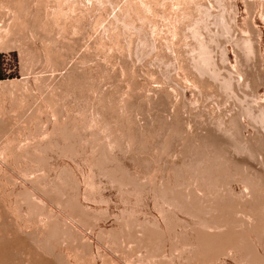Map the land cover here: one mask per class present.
<instances>
[{
    "label": "rangeland",
    "instance_id": "rangeland-1",
    "mask_svg": "<svg viewBox=\"0 0 264 264\" xmlns=\"http://www.w3.org/2000/svg\"><path fill=\"white\" fill-rule=\"evenodd\" d=\"M17 1H19V2H17ZM127 1H129V0H115V1L114 0H108V2L110 4L105 2L107 4H101L100 3V5H98L99 3H97L96 0H95V4H94L93 0L92 1L91 0H85V3L83 2V5L82 4L79 5V6H82L83 8L79 7L80 8V10H79V8L77 7L78 9L76 8L77 10H75V12L72 13V11L67 10L69 8L70 1H69V3H62L59 5V2H57V0H52V1L51 0H25V1L24 0H22V1L21 0H10V1L9 0H0V8H1L0 9V24H2L3 22H6V23L14 22L13 18L16 14V9L18 10V8H20L18 10L19 11L18 15H20L22 17L21 19H24L25 21L29 22V21H32V19H30V18H33L35 16L36 18H34L33 21H36V19H37V21L39 20L38 23H37V21L31 22L32 25L34 24L33 25V31L35 33H37L35 35L34 32H32L30 29L27 28L26 24L24 23L25 21L24 20L21 21V19H20L19 22H17L18 24H16L17 26L15 25L16 26V28H14L15 29V32H14L15 35L13 34L11 37L12 42L10 43V48L9 49H0V122H1L0 123V125H1L0 126V128H1L0 132L5 133L4 139L0 140L1 141L0 142V254H1L0 255V261H1L0 264L2 262H3L2 264H4L5 260L9 263L12 262L11 264H30L29 262H31V261L37 262V263L31 262V264H40V263L44 264V262H45V264H48L49 261L47 259L50 260V262H49L50 264H87L88 262H90V264L92 262V264H93L94 260H95V264H103V262H104V264H138L139 263L138 259L135 256H134V258L132 256H129L128 252L130 250L129 249L127 250L126 247L123 248L122 244H119V243H121V238H120L119 234H121V232H122L120 229L122 228L121 225H122L123 220L125 218H126V220L128 219L127 221L130 220V221H134V222H138V221L141 222V221L147 220L148 223L150 222L149 226H151L153 223L160 222V220H162L160 217V213L156 210V208L153 204L154 200L152 199V195L150 193L149 194H148V192H144V193L141 192V194L135 193V194H137L136 197H135V194L132 193L133 194V196H132L131 193H126L124 191H121L119 186L113 185V183H111L108 180V178L98 176V175L92 176V174L90 172V168H89V160L90 159H89L88 154L85 153L86 150L84 148L86 146V144H85L86 139L88 137L90 138V136H88L87 134H89V131L92 130L90 132V134L96 133L97 135H100L99 137H102L103 134L101 135V133H103V132L100 130V128H98V131L96 130L97 128H93V129L91 128L87 132V130L89 128L88 127V128H86L87 130H85V128H83V130H85V133H84V131H82V129H80L81 132L84 133V135H83V133L82 134L79 133L80 131H79V129L76 128V126L79 123H82L83 120L89 122V124H90V119H91V117H90L91 116L90 106L92 107L91 103H94V102H91V101H94V99H95L94 93H91L90 89H89V92L87 90L90 87V86H88V84L90 85V78L89 77L91 76V74L95 79L94 80L95 83H97V85L98 84L102 85V86L99 85L100 90L104 93L105 92L108 93V94L105 93L106 96L108 95L106 97V99L109 102H111V100H112L111 104L108 102L112 107L109 106V104H107V103L105 104L104 113H105V115H108L106 117H109V118L111 117V119L115 117L114 119H112V122H114L113 120H116L114 123L116 124V127L119 125L118 130L123 129L124 132L116 130V131H118V133L116 132L118 135L117 134L116 135L117 136L120 135L119 138H121L119 140L120 141L122 140L123 135H121V134H124V133H125L124 135L127 136L126 138H129L128 136L130 135V133H133L130 136L137 137L136 134H138L139 130H142L143 132H147L148 136L146 135V133L144 134L141 131L139 132V135H138L139 138L142 135L144 136V137L142 136V139H143L141 142L142 146H141V144H138V146H137L138 147L137 150L138 151L140 150V151H139V153L137 152L136 154H138L139 156L141 154L140 158L137 157L138 155L136 156V154H134L135 155L134 156L130 153H126L123 151L125 153L124 154L122 152V150L120 148H118L119 145H117V146L112 147V148L117 147L114 149L116 151V153H118V155H119V156L116 155L119 157V159H117L118 157L115 156L116 153L115 154L113 153L115 151H112L113 150L112 148L110 149L112 151V154H114V157L116 158V160H120L117 162H121V164H122L123 163L122 161L124 160L123 165L126 164L125 168L126 167L130 168V169L129 168H126V169H129V171L130 170L132 171V172L130 171L131 175H133L132 173L135 170H136V173L140 171V173H137V175L135 173V175L138 176L139 178L145 177L146 174L150 173V172H151V174H149V175L151 178H154L155 175H157V174H158V176H156V177L160 178L162 175H164V173H162V172H164L163 171L164 166L166 164H168V163H166L167 159H168V162L170 160H171L170 162H172V160L174 159L172 157H169V155H167V148L169 145L167 143H165L164 140H163V142H161V143H163V145L162 144L160 145V147L161 146L163 147V150H162V148H160L161 149L160 151H162V152H160L158 149H155V140H157L159 138V136L157 137V134H155V131L158 130L157 133H158V135H160L161 128H158V127L164 126V123L166 120L169 119V121H171V120L176 121V122L178 121L177 126L178 125L180 126L179 129L188 130V128L190 126L191 129L189 128V130L192 131L193 133H195V135L199 136V134H201V132L203 133L204 131H206L205 129H208V130L216 129V126H217L216 122L218 124V122L222 118H223V120H224V117L227 118L230 114L233 113V111L235 112L236 110H238L242 106V104H245L246 102H247L246 104H248L249 102L252 101V98H251L252 96H251V92H250L251 90L247 84L241 83L240 86L237 84L236 87H234V89H233L235 93L232 91H226V93L224 91H221V90L217 91L216 87L214 88V86L213 87L210 86L211 89L213 88L212 90L210 88H205L204 90L199 92L200 94L198 92H197L198 94H195V92L191 91L190 89H187L185 91V93L182 94L183 92L182 93L180 92L178 86L174 82V78L166 81L165 75L167 74L168 71L171 70L170 72H172V74L175 73V76L178 77L177 79L180 78L182 80L183 86H185V83H186L185 75L182 72H176L175 71L176 68H173L175 66V64L178 62L177 61L178 59L175 58V56L177 57V52L180 50V48H179L177 43L175 44L176 40H173L174 38L171 37L172 35L170 34L169 29H168L169 26L167 25V23L164 19V16L165 17L168 16L170 18H173L174 16L176 17V15L180 16L181 11H180L179 7H181V6L179 5V2H180L179 0H157V2H159V3H157L158 8L155 7L156 0H145L146 2L149 1V3H152L153 5L155 4L154 9H153L154 11L153 10L151 11V15H153L154 18L159 20L157 23L158 27H156L157 29L155 30L157 34L154 33V35H153V39H155V43H156L155 48L145 49L143 47H140L139 44H137V42L139 40H136L137 39L136 36H134V37L132 36L133 37L132 38L131 35L129 36L130 38L126 37V39H123V41H122L123 44H125V45L127 44L126 46L123 45L122 43H120V47H118L119 45L118 46L116 45V47L111 46L112 43H114V42H112V43L108 42V40L110 41V39H109V36L107 37V34H108L107 30L105 29L106 30L105 32L107 34H105V32H103L104 28H107L106 25H108V26L111 25V23H110V22H112L111 20L114 19L115 15H118L117 12L119 13L121 7H123V5L126 4ZM142 1H144V0H142ZM202 1L203 0H201V1L198 0L197 2H202ZM214 1L215 0H212V2H214ZM226 1H228V0H226ZM47 2H48V4H47ZM229 2L233 3V5H235L234 12L232 11V9L231 10L228 9V11H227V12H229L228 18L231 19V21H230V23H231L230 33H228L224 36H221V39L219 38L220 40L214 45L213 48L215 49V51H213V54H215L214 56L217 57V58L214 57V59L216 60V62L218 64L220 63L219 66H222V63L219 60L221 58L222 51L226 49V52H228L227 53L228 54V64L231 65V67L235 66V64H237L236 60L237 61L240 60L242 57V53H243V51L241 49H238V46L236 45L237 39L239 40V38H242V37L243 38H246V37L251 38L252 37L251 39L255 40V38H254L255 37L254 30H255V32L257 34L260 32L259 34L261 36L260 37L261 40L259 41V44L257 45L256 54H254V55L252 54V56L250 55V59H249L250 61H248V63H250V62L251 63L250 64L247 63V64H248V66L251 65L253 67L252 64L256 63L254 65H256V67L259 66V69L261 67V69H262L261 71H264V20L261 19L262 18L261 17V11L262 10L260 8V0H254V2L256 4V10H255V13L253 15L252 20L250 19V13L247 9V5H246L245 0H233V2H232V0H229ZM23 3H25V4L27 3L28 6L30 5V7L28 8V9L31 8L29 10V12L31 10L33 11L35 9L32 13L35 12L37 15L35 13L32 14V16L29 15V12L27 9L28 6L23 4ZM45 3H46V5H45ZM71 3H72V1H71ZM160 3H161V5H159ZM216 3L217 2L213 3L214 4L213 8L216 12H218L217 11L218 9L222 10V8H221L222 5H220V7H219L218 6L219 4L218 3L216 4ZM65 4L66 5L68 4V5L66 6ZM96 4H97V7L95 6ZM14 5H15V7H14ZM61 5H63V6H61ZM215 5H217V6H215ZM12 6H13V8H12ZM46 6H47V9H46ZM177 6H179V7H177ZM25 7H26V9L24 11ZM49 7L51 10L53 9L55 12L61 11L62 9L68 11V13H67V11H63V12L67 13V15L63 14V16H65V17L67 16L68 19H67V17L66 18L60 17L61 18L60 21H62V18L64 20V21H62V23L60 22L61 25L64 24L68 27L69 26L71 27L72 25L70 22L74 23L75 19L77 21L78 18L79 19L81 18L82 21H80V22L78 21L77 23H74V25L79 23V26L81 24V26L83 28L75 25V26L80 28V29L77 28L78 31L75 30L77 32H75V31L73 32L72 28L69 31L70 27L69 28L66 27L64 29V31H61L60 29L57 30L56 27L53 30L54 26H52L50 24L48 25V23L46 22L47 20L45 18V14H47V12L49 11ZM55 7L57 10L54 9ZM22 8H23V10L21 11ZM98 8H100V9H98ZM13 9L15 12L13 11ZM82 10H84V11H82ZM195 10H196V7H195ZM195 10H194V6H193V11L195 13V14L193 13V15H194V17H197L199 14L197 13L198 11H195ZM20 11H21V13H20ZM91 11H93V12H91ZM51 12L52 11H49L48 13H51ZM70 12H71V15H70ZM24 13L27 15H25ZM38 13L41 14L40 17H39ZM82 13H84V15ZM87 13H89V14H87ZM158 13H159V16H158ZM196 14H198V15H196ZM27 16H28V18H27ZM69 16L72 19H74V21L71 20V18ZM161 16H162V18H161ZM84 17H85V19H84ZM38 18H40V19H38ZM100 18L101 19L103 18L105 22L103 21V19L100 20ZM42 19H43V22L45 20V23H43V24L41 23ZM163 19H164V21H163ZM98 20H99V22H98ZM107 20L108 21L110 20V21L108 22ZM249 21L252 22L253 29L250 27ZM63 22H65V23H63ZM96 22L97 23L101 22V24L97 25ZM107 22H108V24H106ZM69 23H70V25H69ZM82 23H84V24H82ZM164 23H166V24H164ZM19 24L22 25L21 27H23L25 29L22 30ZM44 24H45V26H44ZM84 25L85 26L87 25V27L85 28ZM95 25H97V26H95ZM164 25H165V27H164ZM213 25H212L213 28H211L213 33L214 32L217 33L218 31H221L220 30L221 28L219 26L218 27L220 29L216 25L215 26H213ZM41 26H42V28H41ZM48 26H52L51 28L49 27L51 32L49 31ZM100 26L103 29H101ZM35 27H36V29H35ZM37 27L41 28V30L39 28L38 29L42 32H39ZM46 27H47V30L45 29ZM214 27L218 28L219 30L218 29L213 30ZM165 28L167 30H165ZM17 30H19L20 32ZM25 30H26V32H25ZM27 30L31 31V32H27ZM37 30L40 34L37 32ZM59 30L61 32H58ZM82 30H83V32H82ZM55 31H56V33H55ZM65 31H67L68 33ZM49 32H50V34H49ZM57 32L59 34H57ZM165 32H166V34H165ZM28 33H33V35L31 36V34L29 35ZM102 33H103V35H102ZM56 34L58 36H56ZM168 34L171 37V39H168V38H170L168 36ZM20 35H21V37H20ZM45 35H47V36H45ZM103 36L105 38L107 37L108 40L106 38V40H107L106 41ZM100 39H103L104 42L105 41L108 42V44H106L107 47H106V45L104 47L102 46L103 48H101V46L99 47ZM164 39L169 43L168 45L171 46V48H169L170 50L168 48H165L166 47L165 45L167 42ZM170 40H173V41L170 42ZM129 41H131V42H129ZM47 42H49V43H47ZM162 42L165 43V45ZM172 42H174V43L172 44ZM138 43H140V42H138ZM170 43H171V45H170ZM11 44H12V46H11ZM134 45H135V47H134ZM137 45L140 48H138ZM173 45H175L174 46L175 48L172 47ZM121 46H123V47H121ZM182 48L183 49H181L180 51H183V52L188 51V49L186 50L184 47H182ZM174 49H176V50H174ZM49 50L51 51L53 58L49 54L50 53ZM143 50H144V52H143ZM238 50L239 51L241 50L240 51L241 55H239L240 53ZM47 51L49 53H47ZM44 54H47L50 57L47 58L46 57L47 55L44 56ZM155 54L158 57L160 55V57L159 58L156 57ZM41 55H42V57H41ZM161 55L164 57L163 59L161 58ZM37 56L39 58H42V59L39 60V58ZM44 57H46V58H44ZM49 58H51L52 60ZM217 59H218V61H217ZM172 60H173V62H172ZM174 60H176V61L174 62ZM168 63L173 64L174 66H172ZM258 63L260 65H257ZM169 65L171 66V68ZM75 66H78L77 73L75 72V75L77 74L78 76H80L79 79H81V81L79 79H77L79 88H77V87L75 88V87L70 86V85H73L72 82L75 81V78L71 77L69 75V73L70 74L73 73V72L71 73V69H73L71 67H75ZM55 67H57V68H55ZM248 68H250V66ZM93 69H95V70H93ZM165 69L166 70L168 69V71H166ZM251 69H255V68H251ZM67 70H69L68 71L69 73H67ZM78 70H79V72H78ZM89 70H90V72H89ZM92 71L95 72V74H93ZM80 72H84V75H83V73L81 74ZM222 72L225 73V71L223 69H222ZM101 73H102V75H101ZM65 74H68L70 77L68 75H65ZM87 75H88V77H87ZM161 75L163 76V78ZM63 76H65V77H63ZM67 76H68V78H67ZM72 76H74V75L72 74ZM95 76H97V77L95 78ZM159 76H161V78ZM70 78H72L74 81H72V79H70ZM86 78L88 79L89 83H88V81L86 82ZM97 78H99V79H97ZM63 79L64 80L67 79L66 80L67 82L64 81ZM69 79L71 81H68ZM163 79H164V81H163ZM59 80L63 81V85H62V81H59ZM96 80L98 82H96ZM7 81L8 82L11 81V83L10 82L8 83ZM12 81H14V82H12ZM171 81H173V82H171ZM68 82H71V83L69 84ZM167 82H169V84ZM56 83H57L58 89L56 88ZM67 83H68V85H66ZM86 83H88V84H86ZM172 83L173 84L175 83V84L173 85ZM58 84H59V86L61 84L60 88H59ZM81 84L84 87L81 86ZM175 85L177 86V89H176ZM67 86H69V89L67 90L68 92L66 91ZM81 87H83V88H81ZM239 87L241 90L242 89L243 90L241 91L239 89ZM61 88L64 89L63 92H61L62 91ZM164 88L167 91L166 90L164 91ZM56 89L58 92H56ZM80 89H81V92L84 91V89H85V91L82 93H79ZM53 90H54V93H53ZM59 90L61 92V95H60ZM70 90H71V93H70ZM72 90H73V92H72ZM86 90H87V92H86ZM259 91H258V95L260 94V97L264 98V88L263 87L259 88ZM218 92H220V93H218ZM229 92H232L235 95L232 93H229ZM55 93H58V95ZM67 93H68V95H67ZM73 93H74V95H73ZM76 93H78V95ZM165 94H166V98L164 99ZM248 94H250V95H248ZM65 95H66V97L64 99L63 97ZM69 95H70V97H68ZM230 95H231V97H229ZM60 96H62V97L60 98ZM76 96L78 97V99L76 98ZM115 96L118 98H116ZM160 96L163 99H161ZM206 96H208V97H206ZM48 97L49 98L51 97V101H50V99H47ZM52 97H54V98H52ZM93 97H94V99H93ZM122 97L128 99L129 101H131L133 99L131 103H134V104H132L133 105L132 111H134V112H131V115L128 114V116H127V114L120 112V110H118V107H116V109H115V107L113 106V104H116V102H117L116 100H119V98H122ZM57 98H59V100ZM243 98H244V100H242ZM87 99H89L90 102H88L89 100L87 101ZM147 99H149V100H147ZM239 99L241 100L240 102H238ZM245 99H246V101H245ZM52 100H53V102H52ZM145 100H147V101H145ZM153 100L154 101L156 100L155 102H157L156 103L157 105L154 104L156 106H153V104L151 102ZM54 101L57 103H55ZM113 101H115V102H113ZM164 101H166L165 102L166 104L164 103ZM95 102H96V100H95ZM119 102H120V100H119ZM41 105L45 106V108L42 106L43 109H41ZM39 106H40V108H39ZM108 106H109V109H108ZM115 106H117V105H115ZM237 106H239V107H237ZM88 108L90 110V114H89ZM106 109H108V110L106 111ZM41 110H43V111H41ZM59 110H63V111H61L62 113H60ZM86 110H87L88 114H87V112L85 114L83 113ZM110 110H111V112H110ZM112 110H114L113 116L111 114H109V113H112ZM116 110L120 112V115L118 114L119 112H116ZM38 111H39V113H38ZM106 112H108V113H106ZM55 113H57V114H55ZM135 113H136V115H135ZM47 114H48V116H47ZM59 114L61 115V117ZM82 115L83 116L89 115V118L87 117L88 120L86 118L82 119V117H83ZM109 115H111V116H109ZM117 115H119V118H117L118 117ZM122 115H123V119H122ZM130 116H132L133 118H131ZM128 117L132 120L131 122L128 121V120H130V119H128ZM193 117H194V119H193ZM29 118H30V120H29ZM61 118H62V120H61ZM68 118H69V122L73 118L74 119L78 118L77 120L81 119L80 120L81 122L76 120L78 122L77 123L73 119V121H71L73 123V125H72L71 122H70L71 124H69ZM109 118H107V120ZM126 118H127V120H126ZM134 119H135V123H134ZM161 119H162V121H161ZM185 119H187V120H185ZM218 119H220V120H218ZM55 120H57V122H60V120L61 121L66 120L65 121V122H67L66 124L69 126L71 125V127L69 128L71 131L70 134L71 135L74 134L75 137L77 136L76 139L78 138V141H77L75 139V137H72L75 140L74 142H72V144L77 142V144L79 146L80 145H83V146H80L81 147L80 148L77 144H75L76 146L73 144V146H74V147L72 146L73 152L71 150H68L69 152L67 150H65L64 152H61V150L56 149V147L53 148V150H52V146L51 147H44L43 146L44 147V149H43L42 144L47 143L48 140L46 138L51 137L50 135L52 134L51 132L53 131L52 128H54L53 125L56 123ZM149 121H151L153 123H151ZM75 122L77 125L75 124ZM116 122H120V123H116ZM125 122H128V123H125ZM186 122L188 124H186ZM195 122L198 124H196ZM109 123H111V122H109ZM114 123H111V126L113 125V128H115ZM130 123H131V125H130ZM136 123L138 125H140V128L138 125L134 126V125H136ZM146 124H147V126H145ZM207 124H208V126H207ZM245 124H247V125H245V129L243 130V134L245 137H247L248 135H251L254 133L253 132L254 129L252 126L250 128V125H248L249 124L248 122H245ZM74 125H76V126H74ZM120 125H122L121 128H120ZM126 125H127V127H126ZM72 126H74V129H76L79 132L73 130ZM149 126H151V127H149ZM154 126H155V128H154ZM213 126H214V128H213ZM246 126H247V128H246ZM125 127H126V129H125ZM136 127H138V128H136ZM146 127L149 129L145 130ZM152 127L155 130L152 129ZM12 128H13V130H12ZM134 128H136V129H134ZM137 129H139V130H137ZM148 130H153V134H152V131H150V133H148L149 132ZM73 131H75V132H73ZM126 131H127V133H126ZM120 132H122V133H120ZM47 134H48V137H46ZM140 134H141V136H140ZM81 135H83L84 137ZM85 135H87L88 137L86 138ZM79 136H80V138L83 137L86 139H84L83 142L79 141L80 140ZM145 136H147V137H145ZM150 136H153V137H150ZM144 138H146L145 140H149V138H150V142L148 141V143L146 144V142H147L146 141L145 144H143ZM151 138H153V140H151ZM157 141H156V143H157ZM40 142H42V143H40ZM79 142H81L82 144L81 143L79 144ZM151 144H152V146L154 144L153 148H150V147H152ZM27 145H29V146H27ZM36 145H37V147H34ZM38 145H40L39 146L40 149L38 148ZM149 145H150V147H149ZM165 145H167L166 148H165ZM22 146H24V147H22ZM142 147H143V149H142ZM77 148H79L80 150ZM145 148L147 149L148 154H145L146 153ZM148 148H150L149 151H148ZM27 149H28V151H27ZM34 149H35V151H34ZM41 149H43V150H41ZM48 149H50V150H48ZM69 149H71V148H69ZM118 149L121 152H119ZM154 149H155V151L157 150V152H155ZM21 151H23V152H21ZM81 151H83V156L81 154L82 153ZM151 151H153L152 153L154 155L156 154V156L150 155V154H152ZM41 152H43V154ZM70 152H72V153H70ZM158 152L160 154H162V156ZM21 153H22V155H24V157L21 155ZM78 153H79V155H78ZM142 153L145 155H143ZM260 153L262 155H260ZM260 153H257L255 158L250 157L251 158L250 159V158H247L245 156L244 157L242 156L240 159H242V160L245 159L246 163L250 162V165L253 166L252 168H254L258 171L261 168L264 169V163H263L264 161L262 160V159H264V157H263L264 152H260ZM8 154H10L11 156ZM75 154H76V156H75ZM121 154L125 157L124 159L122 158L123 156H121ZM163 154H166V155L163 156ZM39 156L40 157L43 156V157H41L39 159ZM120 156H121V158H120ZM145 156H147L146 159H148L149 162L142 163V161L146 162ZM132 157L135 158V160L137 158H139L140 162H138V164H137V161H138V159H137L136 164H135L134 163L135 160H131ZM141 157H143V158H141ZM148 157H150V158H148ZM157 157L161 160H159ZM43 158L45 159L44 161H43ZM83 158H85V159H83ZM246 158L248 161L246 160ZM155 159H157V160H155ZM164 159H165V162H164ZM86 160H88V161H86ZM250 160L252 161V164H251ZM150 161L155 162L156 165ZM159 161H161L162 163H160ZM41 162H42V164H41ZM139 163H140V168H139ZM151 163L153 164V166L154 165L157 166L158 170L156 167H153L154 168L153 169L151 166V168H150L149 165H152ZM145 164H146V166H145ZM161 164H164L163 167L162 166L158 167ZM45 167H46V169H45ZM146 167H148V171L150 169L149 172H147ZM22 169H23V171H22ZM144 171H146L147 173H145ZM157 171L160 173H157ZM65 172H67V173H65ZM69 172H72V173L69 174ZM141 174H143V175H141ZM135 175H133V176H135ZM149 175L147 174V176H149ZM91 176H92V180H91ZM87 177H89V178H87ZM70 178H71V180H70ZM72 178H73V180H72ZM93 178H95V180ZM74 179H75V182H74ZM43 180L46 182V185H44L45 182ZM66 180H68L69 182H73V183H69ZM58 181L60 182L59 184H58ZM76 181H77V183H76ZM89 181H91V182L89 183ZM93 181H96V182H93ZM55 182H57V183L55 184ZM40 183L43 185H40ZM49 183L51 185L52 184L53 185L51 187H49L50 186ZM63 183H65L67 187L64 186L65 184H63ZM69 184H71V185H69ZM77 184H78V186H77ZM100 184H101V186H100ZM54 185L59 187V188H57V191L52 192L51 190H52V188L55 187ZM58 185H60V186H58ZM39 186H42V189L46 190V195L49 199L48 204L51 203V204L47 205V210L45 209L46 211H41L40 206H39L37 200L35 199V197L37 195L39 196L42 193H45V190H41V187H39ZM44 186H46V187H44ZM47 187L50 189H48ZM25 188H27V190ZM234 189L236 190V193H240L244 189V186H243V184L237 183L234 185ZM119 190H120V192H119ZM23 191H24V194H23ZM29 192H30V195L33 194V196H34V197H32V199L26 198L27 195H29ZM39 192H41V194H39ZM48 192H50V193H48ZM57 193L64 194L63 198H65V199L69 198L70 205L66 210L67 212H64L65 210L62 212L59 208H56L57 205L55 204V202L57 201V199L61 198V196L56 195ZM51 194H52V196H51ZM72 194H74V195H72ZM85 194H87L88 197ZM138 194H139V197L141 199L139 197H137ZM142 195L144 196V199L142 198L143 197ZM79 196H80V198H79ZM23 197H24V199H22ZM50 197H52V198H50ZM54 197H55V200H53ZM34 199H35V201H34ZM72 199H73V201H71ZM23 200H24V202H23ZM51 200L53 203L51 202ZM102 200H103V203H102ZM74 201H76L77 203ZM141 202L142 203L144 202V203L142 204ZM29 203L32 206L29 205ZM36 203H37V205H36ZM72 206H73V208H72ZM37 208L39 209V212H37L38 211ZM48 208L49 209L51 208V211L52 210L53 211L51 212L49 210V212H50L49 213ZM71 208H72V210H71ZM28 209H29V212L31 211L30 213H31V215H33L32 217L38 221H36L32 217H30L31 215L28 212ZM79 210H81V212ZM40 211H41V213L47 212V214L46 213L45 214L50 217V220H52V218L55 217L52 220V222L54 224H50L48 226L49 227L48 231L43 226L44 224L42 222H41L42 223L41 224L39 221L40 219L46 220L45 217L41 216ZM11 212H13V213H11ZM26 212H27V214H26ZM76 212H78V213L80 212V213L77 214ZM37 213H38V215H37ZM62 214L65 217H67L66 215L71 214V215L75 216V220L70 222L69 224H65L64 217H59V216H63ZM80 214H81V216H80ZM127 214H128V216L126 217ZM23 215H24L25 223L29 219L26 227H25V224L23 223L24 222L22 219ZM26 215H29V216H27V219H26ZM89 215H90V217H88ZM98 215H100V216L98 217ZM39 216H41V217L39 218ZM104 217H105V220H104ZM123 217H125V218H123ZM135 217L138 218L139 220L136 219ZM78 218H80V219H78ZM95 218H96V220H95ZM30 219L31 220L33 219V221L35 220L34 225L36 223L40 224V225L36 224V227L38 225V228H36L35 226L32 225L33 222ZM59 219H61V220H59ZM181 219L186 220V217L182 218V216H181ZM20 221H21V223H20ZM30 221H31V223L28 224ZM61 221H63V222L61 223ZM94 221H95V223H94ZM100 221H101V223H100ZM81 222H82V224H81ZM96 222H98V223H96ZM119 222L121 223V225H119L120 224ZM63 223L65 224V228H64V225H62ZM71 223L74 224V226L71 225ZM93 223L98 224V225H94ZM91 224H92V227H91ZM178 224L181 225L180 222ZM178 224L176 225V227H174L175 230H172V232L174 231L172 233L174 235H179L180 234L179 232H181V230H182L181 229L182 226L179 225L180 226L179 227ZM51 225H54V226H51ZM66 225H67V227H66ZM82 225H85V226H82ZM86 225H87V227H86ZM41 226H43L44 228ZM93 227H94V229H93ZM40 228H42V230H44V231L41 232ZM70 228H72V229H70ZM116 228H117V230H116ZM50 230H52L51 232L54 236H52V234H49V233H51V232H49ZM72 230H74L75 236L73 235V232L71 233ZM76 232H78V233H76ZM118 232H120V233H118ZM38 233H40V234L43 233V234H41V235L39 234V236H38ZM47 234H49V236ZM112 234L114 235V237ZM42 235L47 237L48 239L43 237V240H42ZM101 235H103V237ZM39 237H41L42 241L39 240L40 239ZM62 237L65 238L64 239L65 241L62 240L63 239ZM71 237H72V239H71ZM73 238H75V239H73ZM76 238H77V240H76ZM33 239L36 243L33 241ZM37 239L39 240L38 244H37V241H38ZM49 239H51V240H49ZM78 239H79V241H78ZM113 239H114V242H113ZM46 240H48L49 242L51 241L52 244L54 242V244L53 245L51 243L48 244V242ZM75 240H76V242H75ZM80 240H81V242H80ZM55 241L56 242L58 241V242L55 243ZM66 241H67V243L65 244ZM97 242H99V243H97ZM41 244H42V247L41 246L39 247V245H41ZM71 244H72V246H71ZM1 245L4 248H2ZM43 245H45V246H43ZM49 245H52V246L50 247ZM85 246H86L87 251H86V249H84ZM87 246L88 247L90 246L89 248H92V249H88ZM7 247H8V249H7ZM47 247H49V248H47ZM47 249H50L51 251L47 250ZM90 250H91V252H90ZM3 251H4V253H3ZM83 253H85L84 257L82 256ZM95 253H96V255H95ZM89 254H90V256H89ZM91 254H92V256H91ZM99 255L101 257H99ZM5 257H7V259H9V257H10V259L7 260V259H5ZM39 257L41 259L43 258L44 260L43 259L41 260ZM36 259L37 260L39 259L41 262L39 260L37 261ZM105 259H107V260L105 261ZM127 260H129V261H127ZM107 261H109V262H107ZM7 262H6V264H9ZM135 262H137V263H135Z\"/></svg>",
    "mask_w": 264,
    "mask_h": 264
},
{
    "label": "bare ground",
    "instance_id": "bare-ground-1",
    "mask_svg": "<svg viewBox=\"0 0 264 264\" xmlns=\"http://www.w3.org/2000/svg\"><path fill=\"white\" fill-rule=\"evenodd\" d=\"M10 1V0H9ZM22 1V0H21ZM25 1V0H24ZM52 1V0H51ZM70 1V3H69ZM72 1V3H71ZM92 1V0H91ZM97 3H99L98 5L101 4H107L109 3L108 0H96ZM115 1V0H114ZM180 1V2H179ZM179 7L180 8V16L178 17L176 15V17L172 16L173 18H170L168 16H164V19L167 23V26L168 29H169V32L170 34L172 35L171 37L174 38L173 40H176L175 44L177 43L180 50L183 49L182 47H184L186 50L188 49V51L186 52H183V51H178L177 52V57L175 56V58H177L178 62L175 64V66L173 64H170L172 66H174L173 68H176V72H182L184 75H185V86H183L182 84V80L180 81L179 79H177L178 77L175 76V73L172 74V72L168 71V69L166 71L167 74L165 75V78H166V81L167 80H171L174 78V82L176 83V85L178 86L180 92L182 94L185 93V91L187 89H190L191 91L195 92V94H198L199 92H201L202 90H204L205 88H210V86H214V88L216 87L217 91L221 90V91H224L226 93V91H232L234 92V87H236V85L238 84L239 86L242 84H247L250 88V92H251V98H252V103L249 102L248 104H242V106L236 110L235 112L233 111L232 114H230L227 118L224 117V120L223 118L218 122H216V129H205L206 131H204L203 133L201 132V134L198 135H195V133H193L192 131L189 130H183V129H179L180 126L178 127L177 126V122L176 121H169L166 120L165 123H164V126L162 127H158V128H161V133L160 135H158V130L155 131V134H157V137L159 136V138L157 140H155V149H158L159 151L161 150L160 148H162L163 150V147L160 145L163 143V140L165 141V143H167L169 146L167 148V155H169V157H172L174 158L172 160V162H168V159L166 161V164L164 166V169L162 173H164V175H162L160 178H157L156 176H158L157 173H160L157 171V175H155L154 178H151L149 174L150 173H147L150 171H148V167H146L147 169V172L144 171L145 173H147L149 176H146L145 177H138L136 176L137 173H140L137 172L136 173V170L133 171V175H136L133 176L131 175L130 171H129V167H126V168H129V169H126L125 165H123L124 163V160L122 161L123 163L121 164V162H117V161H120V160H116V158L114 157V154L116 153V151L114 150L115 148H112L113 146H118V148H120L122 150V152H126V153H130L132 155L136 154L137 152L139 153V151L137 150L138 149V144H141L142 142V136L140 134V138L138 137L139 135V132H143L142 130H139L137 137H134V136H130L131 134L133 133H130V135L128 136L129 138H126L127 136H125L124 134H121L123 135V138L122 140L120 141L119 136H117L118 134V131H123L122 130H118V127L119 125L116 127V124L114 123L116 120H113L114 122H112V118L111 117H106L108 115H105L104 113V108H105V104H111V102H109L106 97V94H108L107 92H102L99 88V85L101 84H98L95 83V79L94 77L91 76L89 77L90 78V85L88 84L89 81L88 79L86 78V82L88 81V86H90L87 90L89 92V89L91 91V93H94L95 95V99L94 101H91V102H94V103H91L92 107L90 106V109H91V119H90V124L89 122L87 121H82V123H79L78 125L76 124L77 121H80V120H77V119H74L75 124L77 125H74L76 126L77 129H79V131H77L76 129H74V126L73 127V130L79 132V133H83L81 132L80 129H82V131H84L85 133V130H87L86 128H88L87 132L92 128H97L96 130L98 131V128H100V130L103 132L101 133L102 137H99L100 135H97L96 133H91L90 132L92 131H89V134H87L88 136H90V138L86 136V138H83L84 136V133L82 138H80L79 141H82L84 139H86V146L84 147L85 148V153L88 154L89 156V168H90V172L93 175H98V176H102V177H106L108 178V180L113 183V185H117L119 186L120 190L121 191H124L126 193H131V195L133 196V194L135 193H140L141 192H148V194L150 193L152 195V199L154 200L153 204L156 208V210L160 213V217L162 220H160V222H156V223H153L151 226H149L150 222L148 223V221L144 220V221H141V222H134V221H127L125 217L123 222H122V225H121V221L119 222L122 226V228L120 229L122 232L120 235V238H121V243L119 244H122V247L123 248H127V250L129 249L130 251L128 252L129 256H132L134 258V256L138 259V264H264V169L261 168L260 170H256L254 168H252L253 166L250 165V162L246 163L245 162V159L242 160L240 159L242 156L244 157H247V158H250V157H254L257 155V153H260V152H264V98L263 97H260V94L258 95V91H259V88L263 87L264 88V71H261V67L259 69V66L256 67V63H253V67L251 65L250 68H248V61H250V55L252 56V54H256L257 52V45L259 44V41L261 40L260 39V32L257 34L254 30V35H255V40L251 39L250 37H246V38H239V40L237 39L236 41V45L238 46V49H241L243 51L242 53V57L240 60H236V63L235 66H232L228 64V52H226V49L222 51L221 53V58L219 61H221L222 63V66H219L220 63L218 64L216 62V60L214 59L217 58L216 56H214L215 54H213V51H215V49L213 48L214 45L221 39V36H224L228 33H230V29H231V19L228 18V9H232V11L234 12L235 10V5H233V3H230L229 0L228 1H224V0H215L214 2H217L220 7L222 8L221 9H218L216 12L213 8L214 6V2H212V0H203L202 2H197L198 0H179ZM201 1V0H200ZM19 2V1H17ZM57 2H59V5L62 4V3H69V8L67 9L68 11H72V13L75 12V10H77L79 7L81 8L82 6H79V5H83V2L85 3V0H57ZM94 4H95V0H93ZM92 2V3H93ZM107 2V3H105ZM164 2V1H163ZM233 2V0H232ZM246 2V5H247V9L250 13V19L252 20L253 18V15L255 13V10H256V4L254 2V0H245ZM55 3V2H54ZM89 3V2H88ZM157 0H156V5L155 7H157ZM216 3V4H217ZM10 4V3H9ZM25 4V3H23ZM22 4V5H23ZM31 4V3H30ZM35 4V3H34ZM48 4V2H47ZM51 4V3H50ZM87 4V3H86ZM91 4V3H90ZM89 4V5H90ZM110 4V3H109ZM164 4V3H163ZM11 5V4H10ZM27 5V3L25 4ZM46 5V3H45ZM58 5V4H57ZM66 5V4H65ZM68 5V4H67ZM66 5V6H67ZM93 5V4H92ZM153 4L152 3H149V1H142V0H129L126 2V4L123 5V7H121L119 13L117 12L118 15H115L114 16V19L111 20L112 22L110 26L106 25L108 24V21L105 25L107 28H104V31L105 32L107 30V34L105 32V34H107V37L109 36V39L110 41L108 40V42L112 43L111 46H115L116 45L118 47H120V43L123 44V39H126L127 38H130L129 36L131 35V37L133 36H136V40H139L137 44H139L140 47H143L145 49H149V48H155L156 46V43H155V39H153V35L154 33H156V27H158V21L156 18H154L153 15H151V11L154 9V5L152 6ZM161 5V3L159 4ZM166 5V4H165ZM20 6V5H19ZM28 6V5H27ZM26 6V7H27ZM33 6V5H32ZM35 6V5H34ZM63 6V5H61ZM97 7V4L95 5ZM111 6V5H110ZM193 6H194V10H195V7H196V10L195 11H198L197 13L199 14H196L198 15L197 17H194L193 13ZM217 6V5H215ZM15 7V5H14ZM22 7V6H21ZM24 7V6H23ZM26 7L24 8V11L26 9ZM30 7V5L27 7V9ZM52 7V6H51ZM78 7V8H77ZM90 7V6H89ZM99 7V6H98ZM107 7V6H106ZM13 8V6H12ZM53 8V7H52ZM64 8V7H63ZM77 8V9H76ZM79 8V10H80ZM83 8V7H82ZM86 8V7H85ZM158 8V7H157ZM260 8H261V19L264 20V0H260ZM1 9V8H0ZM11 9V8H10ZM9 9V10H10ZM16 9V8H15ZM20 8H18L19 10ZM31 9V8H30ZM28 9V12L29 10ZM41 9V8H40ZM45 9V8H44ZM46 9H47V6H46ZM56 9V7L54 8ZM59 9V8H58ZM100 9V8H98ZM162 9V8H161ZM16 9V14L14 16V22H11V23H6V22H3L2 24H0V49H9L10 48V43L12 42L11 40V37L12 35L14 34L15 32V29L16 28V24H18L17 22H19V20L22 18L20 15H18L19 11ZM23 10V8L21 9V11ZM35 10V9H34ZM33 10V11H34ZM57 10V9H56ZM67 10H61V11H54L53 9L51 10L50 7H49V11H52L51 13H48L45 14V18H46V22L48 23V25H52L54 26L53 27V30L54 28L56 27L57 30L60 29L61 31H64V29L68 26L62 24V21L63 18H62V21L60 17H65L63 16V14L67 15L68 11ZM89 10V9H88ZM97 10V9H96ZM220 10V11H219ZM11 11V10H10ZM14 11V9H13ZM20 11V13H21ZM32 10L29 12V15L32 16V13L33 12ZM54 11V12H53ZM63 11H67L66 12H63ZM84 11V10H82ZM86 11V10H85ZM90 11V10H89ZM94 11V10H93ZM91 11V12H93ZM154 11V10H153ZM15 12V11H14ZM77 12V11H76ZM96 12V11H95ZM160 12V11H159ZM13 13V12H12ZM23 13V12H22ZM80 13V12H79ZM155 13V12H154ZM169 13V12H168ZM25 14V13H24ZM23 14V15H24ZM36 14V13H35ZM39 14V13H38ZM84 15V13H82ZM89 14V13H87ZM116 14V13H115ZM195 14V13H194ZM13 15V14H12ZM27 15V14H25ZM37 15V14H36ZM41 14H39V17H40ZM70 15H71V12H70ZM73 15V14H72ZM43 16V15H42ZM81 16V15H80ZM158 16H159V13H158ZM38 17V16H37ZM44 17V16H43ZM67 17V16H66ZM65 17V18H66ZM70 17V16H69ZM86 17V16H85ZM84 17V19H85ZM156 17V16H155ZM24 18V17H23ZM28 18V16H27ZM36 18L35 16L33 18H30L33 19ZM60 18V19H59ZM71 18V17H70ZM69 18V19H70ZM78 18V17H77ZM162 18V16H161ZM40 19V18H38ZM68 19V17H67ZM79 19V18H78ZM75 19H72L74 21V23H77L78 21H82V19L80 18L79 20ZM88 19V18H87ZM103 19V18H102ZM100 18V20H102ZM163 19V21H164ZM24 20V19H21V21ZM27 20V19H26ZM29 20V19H28ZM157 20V21H156ZM13 21V20H12ZM20 21V22H21ZM25 21V20H24ZM32 21H25L24 23L26 24L27 28L30 29L32 32L33 31V25H32ZM37 21V19H36ZM36 21H33V22H36ZM88 21V20H87ZM104 21V19H103ZM39 22V20L37 21V23ZM61 22V23H60ZM84 22V21H83ZM86 22V21H85ZM99 22V20H98ZM105 22V21H104ZM23 23V22H22ZM42 24L45 23V20L43 22V19H42ZM46 23V24H47ZM65 23V22H63ZM71 25L73 26H69V31L70 29L72 28V31L74 32L75 30L80 29L79 27L83 28L80 24L79 26V23L78 24H75L77 26L74 25L73 22H70ZM69 23V25H70ZM88 23V22H87ZM97 23V22H96ZM103 23V22H102ZM164 23V24H166ZM250 23V27L253 29V25H252V22L249 21ZM41 24V25H42ZM67 24V23H66ZM84 24V23H82ZM101 24L100 23H97V25ZM213 26H219L218 28L221 30V31H218L217 33L216 32H212L211 28L212 25ZM16 25V26H15ZM20 25V24H19ZM95 25V26H97ZM157 25V26H156ZM22 25H20L21 27ZM24 26V25H23ZM36 26V25H35ZM43 26V25H42ZM41 26V28H42ZM45 26V24H44ZM52 26H48V28L52 27ZM84 27L86 28L87 25ZM104 27V26H103ZM165 27V25H164ZM18 28V27H17ZM39 27H37L38 29ZM41 28H39L41 30ZM44 28V27H43ZM49 28V31L51 32ZM95 28V27H94ZM93 28V29H94ZM98 28V27H97ZM101 29H103L101 26H100ZM99 28V29H100ZM218 28H215L213 30H217ZM20 29V28H19ZM22 30H24L25 28L21 27ZM36 29V27H35ZM34 29V30H35ZM38 29V30H39ZM47 30V27L45 28ZM89 29V28H88ZM106 29V30H105ZM218 29V30H219ZM37 30V32H38ZM39 32H42L40 31ZM58 31V32H61V31ZM165 30H167L165 28ZM19 31V30H17ZM31 31H28L27 32H31ZM71 31V32H72ZM78 31V30H77ZM75 31V32H77ZM20 32V31H19ZM26 32V30H25ZM38 32V33H39ZM47 32V31H46ZM49 32V34H50ZM57 32V34H59ZM67 32V31H65ZM83 32V30H82ZM86 32V31H85ZM84 32V33H85ZM18 33V32H17ZM35 33V32H34ZM56 33V31H55ZM64 33V32H63ZM68 33V32H67ZM70 33V32H69ZM80 33V32H79ZM83 33V34H84ZM19 34V33H18ZM29 35L31 34V36L33 35V33H28ZM37 33H35L36 35ZM40 34V33H39ZM43 34V33H42ZM56 34V36H58ZM61 34V33H60ZM78 34V33H77ZM104 34V35H105ZM166 34V32H165ZM15 35V34H14ZM103 35V33H102ZM230 35V34H229ZM47 36V35H45ZM159 36V35H158ZM169 36V34H168ZM17 37V36H16ZM21 37V35H20ZM34 37V36H33ZM60 37V36H59ZM104 37V36H103ZM132 37V38H133ZM170 37V36H169ZM168 38V39H171ZM226 37V36H225ZM15 38V37H14ZM30 38V37H29ZM39 38V37H38ZM42 38V37H41ZM106 38L104 37V39L106 40ZM220 38V39H219ZM229 38V37H228ZM19 39V38H18ZM135 39V38H134ZM166 39V38H165ZM164 39V40H165ZM16 40V39H15ZM41 40V39H40ZM54 40V39H53ZM106 40V41H107ZM130 40V39H129ZM132 40V39H131ZM173 40H170L173 41ZM104 42L103 39H100V42H99V47L101 46V48H103L106 44H108V42ZM166 41V40H165ZM164 41V42H165ZM15 42V41H14ZM125 42V41H124ZM131 42V41H129ZM159 42V41H158ZM167 42V41H166ZM49 43V42H47ZM75 43V42H74ZM163 43V42H162ZM174 42H172L173 44ZM115 44V45H114ZM121 44V45H122ZM165 45V43H163ZM169 43L167 42L166 43V47L165 48H171V46L168 45ZM235 44V43H234ZM71 45V44H70ZM76 45V44H75ZM125 45V44H123ZM127 45V44H126ZM125 45V46H126ZM171 45V43H170ZM12 46V44H11ZM103 46V47H102ZM138 46V45H137ZM138 46V48H140ZM159 46V45H158ZM157 46V47H158ZM175 45H173L172 47H174ZM177 46V45H176ZM218 46V45H217ZM223 46V45H222ZM14 47V46H13ZM107 47V45H106ZM123 47V46H121ZM135 47V45H134ZM162 47V46H161ZM18 48V47H17ZM44 48V47H43ZM49 48V47H48ZM112 48V47H111ZM142 48V49H143ZM175 48V47H174ZM109 49V48H108ZM118 49V48H117ZM124 49V48H123ZM129 49V48H128ZM162 49V48H161ZM178 49V48H177ZM214 49V50H213ZM130 50V49H129ZM158 50V49H157ZM170 50V49H169ZM172 50V49H171ZM176 50V49H174ZM222 50V49H221ZM240 50V51H241ZM45 51V50H44ZM50 51V50H49ZM117 51V50H116ZM119 51V50H118ZM122 51V50H121ZM126 51V50H125ZM128 51V50H127ZM138 51V50H137ZM185 51V50H184ZM220 51V50H219ZM237 51V50H236ZM239 51V50H238ZM239 51V55H241V52ZM112 52V51H111ZM144 52V50H143ZM152 52V51H151ZM159 52V51H158ZM163 52V51H162ZM161 52V53H162ZM175 52V51H174ZM30 53V52H29ZM46 53V52H45ZM47 53H49L47 51ZM136 53V52H135ZM138 53V52H137ZM140 53V52H139ZM149 53V52H148ZM160 53V54H161ZM166 53V52H165ZM215 53V52H214ZM218 53V52H217ZM27 54V53H26ZM38 54V53H37ZM51 55V57L53 58V55L50 51L49 53ZM47 55V54H44V56ZM115 55V54H114ZM148 55V54H147ZM156 55V54H155ZM163 55V54H162ZM161 55V58L163 59L164 57ZM174 55V54H173ZM140 56V55H139ZM138 56V57H139ZM152 56V55H151ZM38 57V56H37ZM42 57V55H41ZM47 58L50 57L49 55L46 56ZM44 57V58H46ZM156 57H158L156 55ZM160 57V55H159ZM158 57V58H159ZM220 57V56H219ZM254 57V56H253ZM259 57V56H258ZM39 58V57H38ZM55 58V57H54ZM166 58V57H165ZM170 58V57H169ZM240 58V57H239ZM36 59V58H35ZM42 59V58H39V60ZM51 59V58H49ZM85 59V58H84ZM88 59V58H87ZM174 59V58H173ZM52 60V59H51ZM89 60V59H88ZM161 60V59H160ZM159 60V61H160ZM165 60V59H164ZM170 60V59H169ZM33 61V60H32ZM87 61V60H86ZM176 60H174L175 62ZM218 61V59H217ZM38 62V61H37ZM162 62V61H161ZM173 62V60H172ZM63 63V62H62ZM160 63V62H159ZM165 63V62H164ZM248 63V64H247ZM166 65V64H165ZM169 65V66H170ZM257 65H260L259 63ZM103 66V65H102ZM164 66V65H163ZM168 66V65H167ZM255 66V67H254ZM262 66V65H261ZM24 67V66H23ZM166 67V66H165ZM57 68V67H55ZM73 69H71V73L74 75L72 76V74H70L67 70V73H69V75L71 77H74L75 78V81L72 79V82L73 85H70L71 87H77L79 88V85H78V81L77 79L80 78V76H78L77 74L75 75V72L77 73V68L78 66H75V67H71ZM80 68V67H79ZM107 68V67H106ZM171 68V66H170ZM251 68H255V69H251ZM222 69L225 71L222 72ZM250 69V70H249ZM91 70V69H90ZM89 70V72H90ZM95 70V69H93ZM99 70V69H98ZM108 71V70H107ZM79 72V70H78ZM87 72V71H86ZM93 72V71H92ZM81 74L83 73L84 75V72H80ZM79 74V73H78ZM80 74V75H81ZM93 74H95V72H93ZM160 74V73H159ZM65 75H68V74H65ZM68 75V76H69ZM102 75V73H101ZM163 75V74H162ZM161 75V76H162ZM67 76V78H68ZM69 76V77H70ZM82 76V75H81ZM161 76H159L161 78ZM65 77V76H63ZM88 77V75H87ZM97 76H95L96 78ZM113 77V76H112ZM119 77V76H118ZM61 78V77H60ZM163 78V76H162ZM62 79V78H61ZM65 79V78H64ZM63 79V80H64ZM68 80V81H71V80ZM85 79V78H84ZM99 79V78H97ZM67 80V79H66ZM64 80V81H66ZM81 81V79H79ZM59 81H62V80H59ZM103 81V80H102ZM164 81V79H163ZM8 82V81H7ZM11 83V81H9ZM8 82V83H9ZM14 82V81H12ZM67 82V81H66ZM84 82V81H83ZM82 82V83H83ZM96 82H98L96 80ZM101 82V81H100ZM173 82V81H171ZM59 83V82H58ZM61 83V82H60ZM69 84L71 82H68ZM68 83L66 85H68ZM81 83V82H80ZM134 83V82H133ZM169 84V82H167ZM174 83V84H175ZM164 84V83H163ZM162 84V85H163ZM173 84V83H172ZM173 84V85H174ZM62 85H63V81H62ZM135 85V84H134ZM175 85L176 89H177V86ZM59 86V84H58ZM81 86H83L81 84ZM102 86V85H101ZM168 86V85H167ZM61 87V84L59 86V88ZM63 87V86H62ZM66 87V86H65ZM70 87V88H71ZM84 87V86H83ZM81 87V88H83ZM86 87V86H85ZM247 87V86H246ZM54 88V87H53ZM56 88H57V83H56ZM244 88V87H243ZM58 89V88H57ZM56 89V92H58ZM69 89V86H67V89L66 91ZM211 89V88H210ZM213 89V88H212ZM211 89V90H212ZM240 89V87H239ZM61 92H63V88H61ZM75 90V89H74ZM78 90V89H77ZM76 90V91H77ZM86 90V92H87ZM157 90V89H156ZM163 90V89H162ZM166 89L164 88V91ZM215 90V89H214ZM241 90V89H240ZM243 90V89H242ZM241 90V91H242ZM85 91V89H84ZM82 91V92H84ZM167 91V90H166ZM238 91V90H237ZM245 91V90H244ZM60 92V90H59ZM61 92H60V95H61ZM68 92V91H67ZM73 92V90H72ZM81 92V89H80V92L79 93H82ZM136 92V91H135ZM156 92V91H155ZM162 92V91H161ZM160 92V93H161ZM172 92V91H171ZM170 92V93H171ZM198 92V93H197ZM206 92V91H205ZM232 92H229V93H232ZM260 92V91H259ZM53 93H54V90H53ZM70 93H71V90H70ZM75 93V92H74ZM73 93V95H74ZM119 93V92H118ZM168 93V92H167ZM166 93V94H167ZM179 93V92H178ZM220 93V92H218ZM228 93V92H227ZM235 93V92H234ZM232 93V94H234ZM242 93V92H241ZM58 95V93H55ZM66 94V93H65ZM78 95V93H76ZM115 94V93H114ZM132 94V93H131ZM166 94H165V97L164 99L166 98ZM200 94V93H199ZM217 94V93H216ZM215 94V95H216ZM245 94V93H244ZM68 95V93H67ZM80 95V94H79ZM93 95V96H94ZM113 95V94H112ZM134 95V94H133ZM158 95V94H157ZM163 95V94H162ZM220 95V94H219ZM222 95V94H221ZM235 95V94H234ZM233 95V96H234ZM250 95V94H248ZM53 96V95H52ZM87 96V95H86ZM118 96V95H117ZM123 96V95H122ZM129 96V95H128ZM127 96V97H128ZM164 96V95H163ZM169 96V95H168ZM197 96V95H196ZM211 96V95H210ZM226 96V95H225ZM246 96V95H245ZM56 97V96H55ZM62 96H60L61 98ZM66 95L63 97L65 99ZM70 97V95L68 96ZM74 97V96H73ZM80 97V96H79ZM110 97V96H109ZM108 97V98H109ZM116 97V96H115ZM132 97V96H131ZM161 97V96H160ZM170 97V96H169ZM208 97V96H206ZM231 97V95L229 96ZM235 97V96H234ZM237 97V96H236ZM54 98V97H52ZM62 98V99H63ZM76 98L78 99V97L76 96ZM75 98V99H76ZM111 98V97H110ZM109 98V99H110ZM118 98V97H116ZM130 98V97H129ZM155 98V97H154ZM159 98V97H158ZM47 99H50L51 101V97L47 98ZM59 100V98H57ZM61 99V100H62ZM70 99V98H69ZM73 99V98H72ZM76 99V100H77ZM92 99V98H91ZM146 99V98H145ZM161 99H163L161 97ZM169 99V98H168ZM46 100V99H45ZM55 100V99H54ZM82 100V99H81ZM85 100V99H84ZM89 99H87L88 101ZM96 100V102H95ZM115 100V99H114ZM120 100V102H119ZM119 100H116V104H113V106L115 107H118V110H120V112L122 113H125L127 114H130L131 115V112H134L132 111L133 109V105L134 103H131V101H129L128 99L126 98H119ZM149 100V99H147ZM145 100V101H147ZM244 100V98L242 99ZM248 100V99H247ZM49 101V102H50ZM56 101V100H55ZM54 101V102H55ZM71 101V100H70ZM75 101V100H74ZM79 101V100H78ZM156 101V100H155ZM154 100L151 101L153 106H156L157 102H155ZM162 101V100H161ZM168 101V100H167ZM241 100L239 99L238 102H240ZM246 101V99H245ZM249 101V100H248ZM20 102V101H19ZM47 102V101H46ZM53 102V100H52ZM86 102V101H85ZM90 102V100L88 101ZM109 102V103H108ZM115 102V101H113ZM166 101H164L165 103ZM57 103V102H55ZM43 104V103H42ZM54 104V103H53ZM87 104V103H86ZM109 104V106H111ZM156 104V105H154ZM166 104V103H165ZM172 104V103H171ZM240 104V103H239ZM58 105V104H57ZM78 105V104H77ZM117 105V106H115ZM162 105V104H161ZM241 105V104H240ZM239 105V106H240ZM43 105H41V109ZM55 106V105H54ZM89 106V105H88ZM109 106H108V109H109ZM149 106V105H148ZM168 106V105H167ZM166 106V107H167ZM171 106V105H170ZM237 106V107H239ZM45 108V106H43ZM112 107V106H111ZM110 107V108H111ZM138 107V106H137ZM40 108V106H39ZM53 108V107H52ZM55 108V107H54ZM58 108V107H57ZM61 108V107H60ZM63 108V107H62ZM145 108V107H144ZM154 108V107H153ZM157 108V107H156ZM169 108V107H168ZM36 109V108H35ZM106 109V111L108 110ZM114 109V110H115ZM135 109V108H134ZM89 110V108H88ZM112 110V113H109L113 116V111ZM148 110V109H147ZM43 111V110H41ZM46 111V110H45ZM57 111V110H56ZM61 111L63 110H59L60 113H62ZM83 111V110H82ZM87 112V110L85 112H83L84 114ZM111 112V110H110ZM116 112H119L116 110ZM115 112V113H116ZM120 112L118 113L120 115ZM137 112V111H136ZM149 112V111H148ZM178 112V111H177ZM39 113V111H38ZM108 113V112H106ZM121 113V114H122ZM28 114V113H27ZM57 114V113H55ZM88 114V112H87ZM89 114H90V110H89ZM117 114V113H116ZM152 114V113H151ZM60 115V114H59ZM81 115V114H80ZM109 115V116H111ZM119 115H117L119 118ZM133 115V114H132ZM136 115V113H135ZM153 115V114H152ZM177 115V114H176ZM226 115V114H225ZM48 116V114H47ZM83 116V115H82ZM86 116V117H85ZM82 117L83 118H86L87 117L89 118V115H85ZM115 116V115H114ZM134 116V115H133ZM148 116V115H147ZM162 116V115H161ZM20 117V116H19ZM30 117V116H29ZM55 117V116H54ZM59 117V116H58ZM57 117V118H58ZM61 117V115H60ZM121 117V116H120ZM126 117V116H125ZM124 117V118H125ZM131 118H133L132 116H130ZM175 117V116H174ZM179 117V116H178ZM31 118V117H30ZM29 118V120H30ZM107 118H109L107 120ZM176 118V117H175ZM192 118V117H191ZM196 118V117H195ZM73 119L71 121H73ZM85 119V120H86ZM122 119H123V115H122ZM121 119V120H122ZM128 119H130L128 117ZM156 119V118H155ZM166 119V118H165ZM181 119V118H180ZM189 119V118H188ZM194 119V117H193ZM62 120V118H61ZM60 122H57L53 125L54 128L53 131L51 132L52 134L50 135L51 137L49 138L48 137V134L46 138L48 141L47 143H44L42 144V147H51L52 146V150L53 148L56 147V149L58 150H61V152H64L65 150H71L72 151V146L73 144H77L76 143H73L75 140L74 138L72 137H75V135H71V131H70V127L71 125H67L65 122L66 120H63ZM88 120V119H87ZM120 120V119H119ZM125 120V119H124ZM127 120V118H126ZM159 120V119H158ZM187 120V119H185ZM70 121V122H71ZM128 121H132L131 119L128 120ZM137 121V120H136ZM162 121V119H161ZM190 121V120H189ZM188 121V122H189ZM68 122H69V118H68ZM69 122V124H71ZM81 122V121H80ZM114 123V127L113 128V125L111 126V123ZM122 122V121H121ZM151 122V121H149ZM158 122V121H157ZM183 122V121H182ZM198 122V121H197ZM214 122V123H215ZM245 122H248L250 125V128L251 126L253 127L254 129V133L251 134V135H248L247 137L244 136L243 134V130L245 129ZM1 123V122H0ZM25 123V122H24ZM28 123V122H27ZM78 123V122H77ZM116 123H120V122H116ZM124 123V122H123ZM125 123H128V122H125ZM134 123H135V119H134ZM153 123V122H151ZM156 123V122H155ZM196 123V122H195ZM3 124V123H2ZM18 124V123H17ZM53 124V123H52ZM122 124V123H121ZM140 124V123H139ZM163 124V123H162ZM186 124H188L186 122ZM198 124V123H196ZM73 125V123H72ZM128 125V124H127ZM126 125V127H127ZM131 125V123H130ZM129 125V126H130ZM138 124L136 123V125L134 126H137ZM154 125V124H153ZM152 125V126H153ZM160 125V124H159ZM183 125V124H182ZM181 125V126H182ZM194 125V124H193ZM1 126V125H0ZM15 126V125H14ZM122 125H120V128H121ZM124 126V125H123ZM133 126V125H132ZM131 126V127H132ZM139 128H140V125H138ZM143 126V125H142ZM147 126V124L145 125ZM184 126V125H183ZM208 126V124H207ZM5 127V126H4ZM7 127V126H6ZM125 127V129H126ZM130 127V128H131ZM151 127V126H149ZM157 127V126H156ZM200 127V126H199ZM249 127V126H248ZM83 128H85V130H83ZM117 128V129H116ZM123 128V127H122ZM138 128V127H136ZM134 128V129H136ZM143 128V127H142ZM155 128V126H154ZM152 127V129H154ZM214 128V126H213ZM247 128V126H246ZM1 129V128H0ZM8 129V128H7ZM128 129V128H127ZM133 129V130H134ZM145 129V128H144ZM149 128L146 127L145 130H147ZM191 129V128H190ZM13 130V128H12ZM118 130V131H116ZM132 130V129H131ZM155 130V129H154ZM197 130V129H196ZM3 131V130H2ZM73 131V132H75ZM128 131V130H127ZM126 131V133H127ZM135 131V130H134ZM150 133V131H152V134H153V130H148ZM203 131V130H202ZM95 132V131H94ZM117 132V133H116ZM124 132V131H123ZM78 133V134H79ZM122 133V132H120ZM129 133V132H128ZM135 133V132H134ZM144 134L146 133L147 135V132H143ZM15 134V133H14ZM77 134V135H78ZM117 134V135H116ZM198 134V133H197ZM10 135V134H9ZM19 135V134H18ZM127 135V134H126ZM135 135V136H136ZM150 135V134H149ZM148 136V135H147ZM145 136V137H147ZM154 136V135H153ZM153 136H150V137H153ZM156 136V135H155ZM5 137V133L3 132H0V140L4 139ZM77 137V136H76ZM75 137V139H76ZM144 137V136H143ZM16 138V137H15ZM45 138V137H44ZM9 139V138H8ZM45 139V140H46ZM146 138H144V143L146 142V144L148 143V141L150 142V138L149 140H145ZM78 141V138L76 139ZM151 140H153V138H151ZM157 141V143H156ZM1 142V141H0ZM10 142V141H9ZM44 142V141H43ZM46 142V141H45ZM42 143V142H40ZM81 142H79L80 144ZM153 143V142H152ZM82 144V143H81ZM30 145V144H29ZM27 145V146H29ZM35 145V144H34ZM78 145V144H77ZM2 146V145H1ZM40 145H38V148H39ZM76 146V145H75ZM79 146V145H78ZM80 146H83V145H80ZM79 146V147H80ZM142 146V144H141ZM145 146V145H144ZM152 146V144H151ZM154 146V144H153ZM149 147L150 148H153ZM167 145H165V148H166ZM24 147V146H22ZM34 147H37L34 146ZM33 147V148H34ZM41 147V148H42ZM43 147V149H44ZM74 147V146H73ZM137 147V148H136ZM71 148V149H69ZM76 148V147H75ZM81 148V147H80ZM113 149L112 151H115L113 152L114 154H112V151L110 149ZM140 148V147H139ZM148 148V151L149 149ZM24 149V148H23ZM40 149V148H39ZM41 149V150H43ZM47 149V148H46ZM79 149V148H77ZM143 149V147H142ZM141 149V150H142ZM146 149V148H145ZM154 149V151H155ZM33 150V149H32ZM31 150V151H32ZM50 150V149H48ZM80 150V149H79ZM82 150V149H81ZM117 150V149H116ZM153 150V149H152ZM26 151V150H25ZM24 151V152H25ZM28 151V149H27ZM35 151V149H34ZM38 151V150H37ZM75 151V150H74ZM77 151V150H76ZM111 151V152H110ZM119 151V149H118ZM144 151V150H143ZM165 151V150H164ZM23 152V151H21ZM30 152V151H29ZM47 152V151H46ZM57 152V151H56ZM59 152V151H58ZM69 152V151H68ZM73 152V151H72ZM70 152V153H72ZM80 152V151H79ZM82 153V156H83V151H81ZM121 152V151H119ZM123 152V153H124ZM145 154H148L147 152V149L145 150ZM153 151H151L152 153ZM157 152V150L155 151ZM162 152V151H160ZM166 152V151H165ZM28 153V152H27ZM35 153V152H34ZM43 154V152H41ZM76 153V152H75ZM84 153V154H85ZM141 153V152H140ZM150 153V152H149ZM159 153V152H158ZM157 153V154H158ZM32 154V153H31ZM41 154V155H42ZM125 154V153H124ZM143 154V153H142ZM143 154V155H145ZM160 154V153H159ZM10 155V154H8ZM22 155V153H21ZM34 155V154H33ZM73 155V154H72ZM79 155V153H78ZM118 155V153L115 154V156ZM138 154H136L137 156ZM150 155H153V156H156V154L154 155L153 153L150 154ZM149 155V156H150ZM162 156V154H160ZM159 155V156H160ZM166 155V154H163V156ZM260 155H262L260 153ZM11 156V155H10ZM17 156V155H16ZM24 157V155H22ZM36 156V155H35ZM38 156V155H37ZM44 156V155H43ZM41 156V157H43ZM76 156V154H75ZM74 156V157H75ZM86 156V155H85ZM84 156V157H85ZM119 156V155H118ZM116 156V157H118ZM121 156H123L121 154ZM120 156V158H121ZM126 156V155H125ZM130 156V155H129ZM135 156V155H134ZM133 156V157H134ZM141 156V154H140ZM140 156L138 155L137 157L140 158ZM160 156V157H161ZM240 156V157H239ZM259 156V155H258ZM21 157V156H20ZM27 157V156H26ZM39 156V159L41 158ZM131 158V160H135V158ZM147 156H145V159H146ZM168 157V156H167ZM263 157H264V154H263ZM34 158V157H33ZM37 158V157H36ZM123 159L125 158L124 156L122 157ZM137 159L135 160V164H136V161H137V164L138 162H140V159ZM143 158V157H141ZM150 158V157H148ZM153 158V157H152ZM156 158V157H155ZM158 158V157H157ZM246 158V160H247ZM253 158V159H254ZM85 159V158H83ZM119 159V157L117 158ZM144 159V160H145ZM159 159V158H158ZM163 159V158H162ZM251 159V158H250ZM25 160V159H24ZM23 160V161H24ZM29 160V159H28ZM36 160V159H35ZM45 159L43 158V161ZM122 160V159H121ZM130 160V159H129ZM130 160V161H131ZM143 160V159H142ZM157 160V159H155ZM154 160V161H155ZM161 160V159H159ZM264 161V159H262ZM83 161V160H82ZM88 161V160H86ZM248 161V160H247ZM251 161V160H250ZM29 162V161H28ZM149 162L148 159H146V162L145 161H142V163H147ZM150 162H153V161H150ZM158 162V161H157ZM160 163H162L161 161H159ZM164 162H165V159H164ZM163 162V163H164ZM46 163V162H45ZM127 163V162H126ZM131 163V162H130ZM141 163V164H142ZM155 164V162H153ZM254 163V162H253ZM264 163V162H263ZM22 164V163H21ZM34 164V163H33ZM42 164V162H41ZM87 164V163H86ZM149 164V163H148ZM152 164V163H151ZM251 164H252V161H251ZM156 165V164H155ZM153 166L152 165H149L150 168L152 166L153 167H156L157 166ZM159 165V164H158ZM164 164H161L160 166L158 167H163ZM262 165V164H261ZM260 165V166H261ZM146 166V164H145ZM263 166V165H262ZM48 167V166H47ZM88 167V166H87ZM143 167V166H142ZM39 168V167H38ZM139 168H140V163H139ZM31 169V168H30ZM43 169V168H42ZM46 169V167H45ZM143 169V168H142ZM154 169V168H153ZM145 170V169H144ZM156 170V169H155ZM154 170V171H155ZM158 170V168H157ZM162 170V169H161ZM23 171V169H22ZM66 171V170H65ZM68 171V170H67ZM152 171V170H151ZM25 172V171H24ZM27 172V171H26ZM132 172V171H131ZM67 173V172H65ZM72 172H69V174H71ZM144 173V174H145ZM161 173V174H162ZM153 174V173H152ZM76 175V174H75ZM143 175V174H141ZM140 175V176H141ZM63 176V175H62ZM92 176H91V180H92ZM152 176V175H151ZM73 177V176H72ZM90 177V176H89ZM87 177V178H89ZM153 177V176H152ZM38 178V177H37ZM41 178V177H40ZM63 178V177H62ZM65 178V177H64ZM101 178V177H100ZM61 179V178H60ZM68 179V178H67ZM95 180V178H93ZM99 179V178H98ZM105 179V178H104ZM39 180V179H38ZM37 180V181H38ZM58 180V179H57ZM71 180V178H70ZM73 180V178H72ZM44 181V180H43ZM55 181V180H54ZM53 181V182H54ZM61 181V180H60ZM68 181V180H66ZM87 181V180H86ZM45 182V181H44ZM69 182V181H68ZM74 182H75V179H74ZM91 181H89L90 183ZM93 182H96V181H93ZM57 182H55L56 184ZM60 182L58 181V184ZM69 183H73V182H69ZM77 183V181H76ZM110 183V184H111ZM237 183H240V184H243L244 186V189L240 192V193H236V190L234 189V185L237 184ZM65 184V183H63ZM109 184V183H108ZM40 185H43L40 183ZM46 185V182L45 184ZM49 187H51L52 185L49 183ZM71 185V184H69ZM68 185V186H69ZM80 185V184H79ZM93 185V184H92ZM96 185V184H95ZM38 186V185H37ZM36 186V187H37ZM55 186V185H54ZM60 186V185H58ZM66 186V184L64 185ZM78 186V184H77ZM101 186V184H100ZM107 186V185H106ZM41 187V190H45V189H42V186H39ZM46 187V186H44ZM43 187V188H44ZM67 187V186H66ZM91 187V186H90ZM48 188V187H47ZM57 186H55L54 188H52V192H55L57 191ZM88 188V187H87ZM114 188V187H113ZM27 190V188H25ZM50 189V188H48ZM47 189V190H48ZM72 189V188H71ZM76 189V188H75ZM74 189V190H75ZM93 189V188H92ZM25 190V191H26ZM67 190V189H66ZM119 190V192H120ZM30 191V190H29ZM38 191V190H37ZM59 191V190H58ZM62 191V190H61ZM33 192V191H32ZM60 192V191H59ZM66 192V191H65ZM80 192V191H79ZM50 193V192H48ZM133 193V194H132ZM23 194H24V191H23ZM39 194H41V192H39ZM67 194V193H66ZM70 194V193H69ZM121 194V193H120ZM22 195V194H21ZM36 195V194H35ZM56 195L58 196H61V198L57 199V201L55 202V204L57 205L56 208H59L62 212H67V208L69 207L70 205V200L69 198L68 199H65L63 198V195L64 194H59L57 193ZM74 195V194H72ZM87 196V194H85ZM93 195V194H92ZM137 194H135V197H136ZM146 195V194H145ZM52 196V194H51ZM69 196V195H68ZM141 196V195H140ZM143 196V195H142ZM33 194L30 195V192H29V195H27L26 198L28 199H32ZM66 197V196H65ZM71 197V196H70ZM88 197V196H87ZM86 197V198H87ZM123 197V196H122ZM127 197V196H126ZM139 197V194L138 196ZM52 198V197H50ZM77 198V197H76ZM80 198V196H79ZM85 198V197H84ZM128 198V197H127ZM140 198V197H139ZM138 198V199H139ZM144 199V196L142 197ZM24 199V197L22 198ZM35 199L37 200L39 206H40V209L41 211H46L47 210V205L51 204L49 203L48 204V197L46 195V190H45V193H42L41 195H37L35 197ZM34 199V201H35ZM71 199V198H70ZM75 199V198H74ZM136 199V198H135ZM141 199V198H140ZM55 200V197L54 199ZM84 200V199H83ZM91 200V199H90ZM30 201V200H29ZM73 201V199L71 200ZM77 201V200H76ZM74 201V202H76ZM106 201V200H105ZM24 202V200H23ZM32 202V201H31ZM50 202V201H49ZM52 202V200H51ZM26 203V202H25ZM53 203V202H52ZM77 203V202H76ZM102 203H103V200H102ZM142 203V202H141ZM144 203V202H143ZM142 203V204H143ZM22 204V203H21ZM33 204V203H32ZM79 204V203H78ZM82 204V203H81ZM105 204V203H104ZM25 205V204H24ZM28 205V204H27ZM29 205H31L29 203ZM28 205V206H29ZM37 205V203H36ZM73 205V204H72ZM32 206V205H31ZM53 206V205H52ZM75 206V205H74ZM108 207V206H107ZM19 208V207H18ZM22 208V207H21ZM36 208V207H35ZM34 208V209H35ZM73 208V206H72ZM71 208V210H72ZM80 208V207H79ZM20 209V208H19ZM32 209V208H31ZM38 209V208H37ZM46 209V210H45ZM49 210L51 211V208L49 209L48 208V212ZM59 210V211H60ZM83 210V209H82ZM18 211V210H17ZM21 211V210H20ZM19 211V212H20ZM24 211V210H23ZM40 211V213H41ZM53 211V210H52ZM51 211V212H52ZM60 211V212H61ZM81 212V210H79ZM86 211V210H85ZM84 211V212H85ZM5 212V211H4ZM28 212H29V209H28ZM31 212V211H30ZM29 212V213H30ZM39 212V209L38 211ZM79 212V213H80ZM88 212V211H87ZM107 212V211H106ZM105 212V213H106ZM126 212V211H125ZM132 212V211H131ZM13 213V212H11ZM28 213V214H29ZM47 212H42L41 213V216L42 217H45L46 220H42L40 219V223L42 222L45 227V229L48 231V226L50 224H54L52 222V220L55 218H52V220H50V217L48 215H46ZM50 213V212H49ZM77 214H79L78 212H76ZM100 213V212H99ZM98 213V214H99ZM19 214V213H18ZM27 214V212H26ZM61 214V213H60ZM65 214V213H64ZM68 214V213H67ZM76 214V215H77ZM95 214V213H94ZM31 215V213H30ZM36 215V214H35ZM38 215V213H37ZM51 215V214H50ZM63 215V214H62ZM91 215V214H90ZM90 215L88 217H90ZM101 215V214H100ZM98 215V217L100 216ZM130 215V214H129ZM27 216L29 215H26V219H27ZM33 215H31L30 217H32ZM39 216V218L41 217ZM67 217H65L64 215L63 216H59V217H64V222L65 224H69L70 222L74 221L75 220V216L73 215H66ZM81 216V214H80ZM106 216V215H105ZM128 216V214L126 215V217ZM131 216V215H130ZM181 216L182 218L186 217V220H183L181 219ZM58 217V218H59ZM78 217V216H77ZM84 217V216H83ZM86 217V216H85ZM95 217V216H94ZM97 217V218H98ZM133 217V216H132ZM20 218V217H19ZM33 218V217H32ZM38 218V219H39ZM57 218V219H58ZM102 218V217H101ZM100 218V219H101ZM136 218V217H135ZM23 221H24V215H23ZM25 219V220H26ZM35 219V218H33ZM33 219L31 220L33 222V226L36 227V224L40 225L39 223H36L34 225V222L35 220L33 221ZM63 219V218H62ZM80 219V218H78ZM121 219V218H120ZM119 219V220H120ZM130 219V218H129ZM138 219V218H136ZM29 220V219H28ZM27 220V222H28ZM61 220V219H59ZM88 220V219H87ZM96 220V218H95ZM103 220V219H102ZM104 220H105V217H104ZM139 220V219H138ZM149 220V219H148ZM31 221L28 223L30 224ZM38 221V220H36ZM80 221V220H79ZM83 221V220H82ZM89 221V220H88ZM99 221V220H98ZM117 221V220H116ZM137 221V220H136ZM158 221V220H157ZM27 222L25 223V221L23 222L25 224V227L27 225ZM57 222V221H56ZM63 221H61L62 223ZM92 222V221H91ZM90 222V223H91ZM154 222V221H153ZM181 223L178 224V223ZM21 223V221H20ZM41 223V224H42ZM95 223V221H94ZM93 223V224H94ZM98 223V222H96ZM101 223V221H100ZM99 223V224H100ZM18 224V223H17ZM65 224L63 223L62 225H64V228H65ZM82 224V222H81ZM87 224V223H86ZM178 224V226H182L181 227V232H179L178 234L179 235H174L172 234V230H175L174 227H176V225ZM38 225L36 228H38ZM59 225V224H58ZM61 225V226H62ZM71 225L74 226V224L71 223ZM94 225H98V224H94ZM31 226V225H30ZM41 226V227H43ZM51 226H54V225H51ZM72 226V227H73ZM82 226H85V225H82ZM179 226V227H180ZM18 227V226H17ZM29 227V226H28ZM40 227V226H39ZM43 227V228H44ZM67 227V225H66ZM87 227V225H86ZM91 227H92V224H91ZM53 228V227H52ZM57 228V227H56ZM61 228V227H60ZM63 228V229H64ZM99 228V227H98ZM72 229V228H70ZM74 229V228H73ZM88 229V228H87ZM94 229V227H93ZM101 229V228H100ZM114 229V228H113ZM178 229V228H177ZM41 232H43L44 230H42V228H40ZM58 230V229H57ZM61 230V229H60ZM65 230V229H64ZM75 230V229H74ZM74 230L71 231V233L73 232V235H74ZM105 230V229H104ZM117 230V228H116ZM52 230H50L49 232H51ZM63 231V230H62ZM66 231V230H65ZM77 231V230H76ZM106 231V230H105ZM110 231V230H109ZM179 231V230H178ZM46 232V231H45ZM56 232V231H55ZM58 232V231H57ZM103 232V231H102ZM101 232V233H102ZM176 232V231H175ZM47 233V232H46ZM62 233V232H61ZM60 233V234H61ZM78 233V232H76ZM105 233V232H104ZM120 233V232H118ZM117 233V234H118ZM40 233H38V236H39ZM43 234V233H41ZM40 234V235H41ZM49 234H52L49 233ZM49 234H47L49 236ZM71 235V234H70ZM69 235V236H70ZM83 235V234H82ZM106 235V234H105ZM113 235V234H112ZM37 236V237H38ZM52 236H54L52 234ZM56 236V235H55ZM75 236V235H74ZM103 237V235H101ZM43 236L42 235V240H43ZM58 237V236H57ZM60 237V236H59ZM66 237V236H65ZM77 237V236H76ZM83 237V236H82ZM81 237V238H82ZM106 237V236H105ZM110 237V236H109ZM112 237V236H111ZM114 237V235H113ZM40 238V239H39ZM38 239L41 240V237H39ZM46 239H48L47 237H45ZM63 238V237H62ZM78 238V237H77ZM76 238V240H77ZM80 238V237H79ZM116 238V237H115ZM37 239V240H38ZM55 239V238H54ZM65 238H63L62 240H64ZM70 239V238H69ZM68 239V240H69ZM72 239V237H71ZM75 239V238H73ZM36 240V241H37ZM39 240L37 241V244L39 242ZM41 240V241H42ZM51 240V239H49ZM57 240V239H56ZM61 240V239H60ZM67 240V239H66ZM75 240V242H76ZM34 241V239H33ZM49 243H51V241L49 242L48 240H46ZM53 241V240H52ZM72 241V240H71ZM79 241V239H78ZM77 241V242H78ZM100 241V240H99ZM35 242V241H34ZM45 242V241H44ZM58 242V241H57ZM55 241V243H57ZM81 242V240H80ZM89 242V241H88ZM112 242V241H111ZM110 242V243H111ZM113 242H114V239H113ZM118 242V241H117ZM36 243V242H35ZM41 243V242H40ZM43 243V242H42ZM46 243V242H45ZM61 243V242H60ZM64 243V242H63ZM67 243V241L65 242V244ZM79 243V242H78ZM85 243V242H84ZM83 243V244H84ZM99 243V242H97ZM104 243V242H103ZM4 244V243H3ZM52 244V243H51ZM54 244V242H53ZM52 244V245H53ZM80 244V243H79ZM108 244V243H107ZM47 245V244H46ZM52 245H49L50 247ZM62 245V244H61ZM88 245V244H87ZM90 245V244H89ZM100 245V244H99ZM42 247V244L39 245V247ZM45 246V245H43ZM67 246V245H66ZM72 246V244H71ZM92 246V245H91ZM119 246V245H118ZM2 248H4L2 245H1ZM54 247V246H53ZM52 247V248H53ZM70 247V246H69ZM90 247V246H89ZM87 246L88 249H92V248H89ZM49 248V247H47ZM51 248V249H52ZM84 248V247H83ZM99 248V247H98ZM97 248V249H98ZM102 248V247H101ZM109 248V247H108ZM113 248V247H112ZM8 249V247H7ZM42 249V248H41ZM44 249V248H43ZM86 249V246L85 248ZM100 249V248H99ZM103 249V248H102ZM114 249V248H113ZM116 249V248H115ZM119 249V248H118ZM3 250V249H2ZM5 250V249H4ZM47 250H50V249H47ZM82 250V249H81ZM121 250V249H120ZM51 251V250H50ZM54 251V250H53ZM52 251V252H53ZM83 251V250H82ZM87 251V249H86ZM81 252V251H80ZM84 252V251H83ZM91 252V250H90ZM126 252V251H125ZM4 253V251H3ZM6 253V252H5ZM89 253V252H88ZM117 253V252H116ZM127 253V252H126ZM131 253V254H130ZM84 254H82V256L84 257ZM87 254V253H86ZM100 254V253H99ZM114 254V253H113ZM118 254V253H117ZM1 255V254H0ZM4 255V254H3ZM96 255V253H95ZM94 255V256H95ZM106 255V254H105ZM127 255V254H126ZM90 256V254H89ZM92 256V254H91ZM121 256V255H120ZM119 256V257H120ZM128 256V257H129ZM4 257V256H3ZM8 257V256H7ZM7 257H5V259H7ZM78 257V256H77ZM97 257V256H96ZM99 257H101L99 255ZM118 257V256H117ZM126 257V256H125ZM40 258V257H39ZM94 258V257H93ZM10 259V257H9ZM7 259V260H9ZM41 259V258H40ZM43 259V258H42ZM41 259V260H42ZM109 259V258H108ZM3 260V259H2ZM37 260V259H36ZM39 260V259H38ZM37 260V261H38ZM44 260V259H43ZM49 262L50 260L47 259ZM80 260V259H79ZM107 259H105L106 261ZM115 260V259H114ZM4 261V260H3ZM40 261V260H39ZM103 261V260H102ZM129 261V260H127ZM126 261V262H127ZM1 262V261H0ZM6 260H5V263L6 264ZM31 262H35L37 263L36 261H31ZM31 262H29L31 264ZM41 262V261H40ZM48 262V264H50ZM109 262V261H107ZM3 263V262H2ZM1 263V264H2ZM9 263V262H7ZM12 263V262H11ZM9 263V264H11ZM82 263V262H81ZM112 263V262H111ZM130 263V262H129ZM137 263V262H135ZM42 264V263H40ZM45 264V262H44ZM87 264H90V262H88ZM92 264V262H91ZM95 264V260H94V263ZM104 264V262H103Z\"/></svg>",
    "mask_w": 264,
    "mask_h": 264
}]
</instances>
